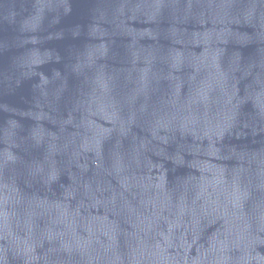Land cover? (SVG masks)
I'll list each match as a JSON object with an SVG mask.
<instances>
[{
  "label": "water",
  "instance_id": "1",
  "mask_svg": "<svg viewBox=\"0 0 264 264\" xmlns=\"http://www.w3.org/2000/svg\"><path fill=\"white\" fill-rule=\"evenodd\" d=\"M0 264H264V0H0Z\"/></svg>",
  "mask_w": 264,
  "mask_h": 264
}]
</instances>
